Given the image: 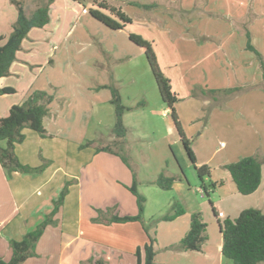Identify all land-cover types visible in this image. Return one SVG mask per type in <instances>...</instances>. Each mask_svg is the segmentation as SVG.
I'll return each mask as SVG.
<instances>
[{"label":"crops","instance_id":"obj_1","mask_svg":"<svg viewBox=\"0 0 264 264\" xmlns=\"http://www.w3.org/2000/svg\"><path fill=\"white\" fill-rule=\"evenodd\" d=\"M110 2L109 5L120 8L127 16H129L128 9H136L139 21L150 27L147 30L136 28V35L154 43L152 47L158 67L160 66L162 74L169 79L173 93L177 95L178 92L176 87L178 77H184L186 80L191 78L190 86L201 82L202 87L211 92H233L231 97H227L221 103L213 93L211 101L215 107L232 110L233 117L230 118H237L236 120L240 118L241 112H245L243 122L239 121L242 124L236 129L238 138L240 136L238 142L244 145L238 158L253 156L264 159V0H111ZM135 4L149 8L142 9L134 6ZM138 11L142 13L139 14ZM145 12L150 14L146 21L141 18ZM0 38H3L0 41L2 45L7 37L0 35ZM156 44L161 50V56L158 54ZM184 52L185 56L177 55ZM174 62H184V65H174L172 64ZM13 65L14 63L8 76ZM5 78L0 80L1 87H5L2 85V80ZM203 78L204 82H202ZM236 95L241 97H234ZM166 111L165 109L164 115ZM47 117L43 121L46 137L41 138L32 131L24 130V141L15 146L14 153L22 165L35 168L44 160H48V167L40 174L14 173L11 176L0 167L2 194L8 202L7 204L0 199L2 212L0 258L4 261L10 260L12 256L10 241H19L25 234L34 230L50 214L53 208L52 202L57 199L64 185L69 183L63 204L53 217L54 224L45 228L36 244L35 255L26 259L23 264H94L97 261L103 264H137L135 256L137 249L140 250L142 262L143 247L148 243V237L140 223H95L92 220L98 217V212H100L99 217L102 216L100 218H110L111 215L135 216L136 200L129 192L133 173L139 193L138 186H154L152 182L163 171L161 162L157 170L140 178L139 173L134 169L136 164L134 160L138 156L136 157L132 152L128 153L127 135L124 138L125 146L121 150L117 147L118 151L111 148L112 152H96V149L107 146H96L93 140L88 141V147L80 149L79 146L87 142L77 143L49 133ZM180 123L188 139L185 122ZM171 133L172 128L167 126L166 134ZM112 140L117 142L114 136ZM49 141L52 144L44 153L43 146ZM224 148H226L225 143L220 141L219 148L214 153ZM123 152L127 153L129 165L133 166L131 169L119 157ZM193 152L197 166H209L206 159H198L194 150ZM167 173L176 176L179 170L173 167L167 170ZM217 178L219 179H213L212 169L211 180L223 182V185L218 186L210 195V199H216L213 204L217 208L219 220L226 218L233 220L236 215L232 217L231 212L239 214L248 208L260 210L264 215V162L261 165L260 185L251 195H240L229 173ZM170 192L177 195L179 193L181 197L191 194L181 181L174 182ZM196 192L203 196L198 186ZM144 199L145 212L147 198L144 196ZM179 200L181 206H184V214L171 222H158L155 226L156 230L154 227L150 231L155 233L156 240L154 264H187V262L203 264L201 259L203 248L200 253H184L171 248L186 234L190 215L195 212L187 210L182 199ZM110 202L115 204L111 205ZM203 203L204 201L198 202L197 207L201 214ZM144 215L145 213L143 218ZM144 220H147L146 224L150 221L147 218ZM102 221L104 222V219ZM158 228L163 231L161 237L167 241L166 243H161ZM219 236L216 247L220 252L222 244L220 233ZM97 251L107 254L102 257ZM161 251H165L163 256L160 254ZM221 259L223 258L219 257V264L223 263Z\"/></svg>","mask_w":264,"mask_h":264},{"label":"rangeland","instance_id":"obj_2","mask_svg":"<svg viewBox=\"0 0 264 264\" xmlns=\"http://www.w3.org/2000/svg\"><path fill=\"white\" fill-rule=\"evenodd\" d=\"M11 1L0 0V35L6 37L11 33L16 20V7ZM16 1L23 5L27 16L36 7H47L49 21L44 28L30 31L10 76L2 80V85L14 88L16 94L0 96V117H5L13 105L22 104L32 93L43 92L51 97L47 105L50 113L47 117L49 133L77 143L93 140L96 146H107L118 151L116 142L112 140L114 135L111 133L115 124L114 107L108 102L111 97L110 89L117 90L121 105L129 109L124 113L122 121L127 129L128 153L132 152L138 156L134 160V169L140 178L157 170L161 162L163 171L160 173L171 177L167 170L176 168L179 170L176 176L181 178L179 181L191 192L190 195L181 197L179 193L177 195L162 191L156 186H138L140 195L147 198L145 218L149 221L152 216L157 219L165 215L173 199L178 202L182 199L185 208L195 211L193 213H200L198 202L204 201L201 215L207 228V240L201 259L203 264H219V257H222L216 246L220 236L209 204V201L213 204L216 199H208L196 192V187L200 188V182L195 167L186 155L172 122L171 113L159 95L144 51L128 39L129 34L136 35V28H150L139 21L137 10H127L128 17L133 18L131 26L127 25V29L122 31H110L93 20L87 9L94 7V2L104 1L110 4L111 0H83L84 6L72 3L71 0ZM138 5L140 4L134 6ZM141 13L142 11L139 14ZM149 17L150 14L145 12L141 18L146 21ZM154 20L149 21L155 23ZM149 42L154 47V43ZM156 47L161 56L158 44ZM177 55L185 56V52ZM172 64L184 65V62ZM204 81L203 78L202 82ZM176 83L178 102L175 104V113L178 121L185 122L192 151H195L198 159H206L209 162V167L213 169V179H219L217 177L228 174L223 168L224 165L237 161L240 150L244 148L243 143L238 142L240 136L238 138L236 129L242 124L239 121L243 122L245 112H241L240 118L236 120L237 118H230L233 117L232 110L215 107L211 101L213 93L221 103L231 97L233 92H211L202 87L201 82L190 86L191 78L186 80L184 77H178ZM165 109L167 111L164 115ZM226 112L228 114H222ZM167 126L172 128L171 134H166ZM220 141L225 143L226 148L214 153L219 148ZM51 144L49 141L43 146L44 153ZM122 155L127 157L125 152ZM211 155L213 156L210 158ZM48 163V160H44L41 165H46L47 168ZM205 183H208V180H205ZM1 186L0 176V199L8 204ZM230 215L237 217L238 214L231 212ZM154 229L156 230V227ZM158 229L161 243H166L161 237L163 231ZM97 252L102 257L107 254ZM164 252L161 251L160 254L163 256ZM221 260L222 264H231L225 259Z\"/></svg>","mask_w":264,"mask_h":264},{"label":"trees","instance_id":"obj_3","mask_svg":"<svg viewBox=\"0 0 264 264\" xmlns=\"http://www.w3.org/2000/svg\"><path fill=\"white\" fill-rule=\"evenodd\" d=\"M83 5V0H71ZM16 7V21L12 26L11 33L0 45V80L9 75L12 64L16 61V55L21 50L23 40L27 38L28 33L32 29H41L48 24L47 7H37L29 16L26 15L23 5L16 1H11ZM94 7L87 9L89 16L110 31H122L127 25L132 23L131 19L120 9L110 6L104 1L94 2ZM84 6V5H83ZM142 9L148 6L139 5ZM128 39L131 43L141 48L147 59L148 65L154 77L159 95L170 111L171 119L175 129L178 132L187 157L195 167L197 177L200 182L202 195L209 199L211 193L218 187L222 186V181L211 180V168L207 165L196 167V157L191 149V142L185 137L180 122L175 113L174 106L178 102L175 93L172 92L170 81L160 71L152 44L143 39L139 35L129 34ZM3 38H0L2 41ZM15 94V90L11 87L0 86L1 95ZM110 101L114 107L115 124L112 128V134L117 139L116 144L119 149L125 146L124 138L126 129L123 125V115L129 109L121 105L119 93L115 89H110ZM51 97L43 92L32 93L22 104L13 105L5 117H0V167L5 170L8 176L14 173L19 174H40L46 165H40L32 168L22 165L14 153L16 145L24 141V130L36 133L39 137L45 138L46 131L43 126L44 119L49 115L47 105L50 103ZM89 143L81 144L79 147H88ZM112 152L110 147L96 149V152ZM122 162L131 169L127 157L119 155ZM264 159L259 157H242L234 163L224 166L229 173L236 191L242 196L253 194L259 187L261 182V165ZM208 179V183H205ZM179 176L166 177L160 173L152 182L154 186L162 191H170L175 181H179ZM68 185L66 183L59 193L56 200L52 202V211L46 216L34 230L28 232L19 241H10V249L12 256L9 261L0 258V264H23L26 259L35 255V247L48 225L54 224L53 217L62 206L65 196L68 193ZM129 192L135 197L137 214L135 216L118 217L111 215L110 218L98 217L92 221L95 223H128L138 222L148 237V243L143 247V261L140 259V250L137 249L135 256L137 264H154V246L156 243L155 233L150 232L158 222H171L177 217L184 214L181 204L173 199L170 202L168 212L157 218L151 219L146 224L143 213L145 199L137 192V184L133 173V182L129 187ZM212 214L219 226V233L222 238L221 256L223 259L231 262V264H262L264 263V215L257 209H245L238 216L231 220L226 218L219 220V215L215 206L209 201ZM104 219V222L102 221ZM207 240L206 224L203 221L201 213H193L189 219V229L181 240L172 249L180 252H202V248ZM94 264H103L95 262Z\"/></svg>","mask_w":264,"mask_h":264}]
</instances>
